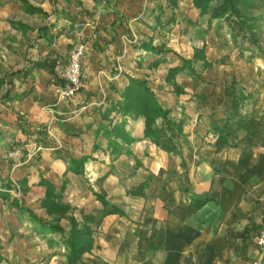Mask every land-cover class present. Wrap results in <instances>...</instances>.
Instances as JSON below:
<instances>
[{
    "label": "crops",
    "instance_id": "obj_1",
    "mask_svg": "<svg viewBox=\"0 0 264 264\" xmlns=\"http://www.w3.org/2000/svg\"><path fill=\"white\" fill-rule=\"evenodd\" d=\"M26 1L0 0V77L9 90L0 100V264H66L61 234L27 212L42 215L46 183L62 188L79 222L89 217L92 246L74 264H264L255 243L264 228V53L234 43L228 23L208 21L193 0ZM170 30L204 46L212 64L198 76L177 74L181 92L159 91L170 115L184 108L186 117L165 150L144 137L143 118L124 114L119 94L143 76L141 55L151 51L143 40ZM79 42L82 87L57 101L53 87ZM159 56L147 64L162 61L163 78L178 62ZM45 59L55 61L52 71L32 67ZM157 82L148 85L162 88ZM35 139L44 148L32 160H7L8 148L28 152Z\"/></svg>",
    "mask_w": 264,
    "mask_h": 264
},
{
    "label": "rangeland",
    "instance_id": "obj_2",
    "mask_svg": "<svg viewBox=\"0 0 264 264\" xmlns=\"http://www.w3.org/2000/svg\"><path fill=\"white\" fill-rule=\"evenodd\" d=\"M255 4L251 5V6H242L240 8H242V12L243 14H245L246 16H248L247 18H249L248 20H246V24L256 27V31L253 33L254 36L257 39V46L250 43L252 46H254L255 48L258 49L259 52L264 53V0H254ZM194 4V3H193ZM34 13H39L44 15V13H40V12H34ZM202 15H207L209 18V14L208 13H204ZM216 19V18H214ZM210 21V19L208 20ZM228 23V22H227ZM161 32V31H158ZM170 34H164V36L162 35H157L156 36V40H143V42H145L146 44L149 45V49L151 50L150 52H146L144 50L143 55V59L144 60V68L145 71L143 72V76L142 78H133L136 80H140L145 82L146 86L149 88V90L151 91V93H153L154 98L157 100V102L161 105V107L163 106L160 103V94L159 91H163V92H167V89H164V87L167 88V85H170L174 91L176 92H181L182 90L180 88H178L176 82H175V76L177 74H179L180 72H184L186 71V73H189L191 75H195L198 76V73L200 72L201 68H206L211 66V62L206 61L205 59V49L204 46H200V47H196V42L197 41H183L180 40L178 38H174V36L171 34V30L167 31ZM131 41H133L136 45L138 42H136V38L134 37ZM187 50H191L190 51V55H187L186 53L188 52ZM159 54L160 58H166V56L170 55L171 57H173L174 61L178 62V65H175L173 67H166V73L164 75V77H161V74H164L163 69L161 68L159 73L157 74V67L160 63H162V61H157L154 62L150 65L147 64V60L148 58H151L152 54ZM149 61V60H148ZM199 62H202L201 65ZM66 66V65H65ZM64 66V67H65ZM63 67V69H64ZM174 67H181L182 70H180L177 73H172L170 72V69L174 68ZM62 69V70H63ZM61 70V71H62ZM159 70V69H158ZM61 71L59 72V74L61 73ZM8 76V74H7ZM159 76V77H158ZM158 77V78H157ZM4 78L0 77V100L2 99H6L7 97H9V90H5L3 85H4ZM130 79V78H129ZM129 81V80H128ZM154 81H158L157 84L159 86H161L162 88H153L151 85L154 83ZM130 82V81H129ZM162 82V83H161ZM148 84H151L150 86ZM127 88L124 87V89L122 90V92L119 94L120 98L123 100V92L124 90ZM163 108V107H162ZM164 109V108H163ZM167 110L168 113L165 116V118L163 117H158L155 120V123L152 125L153 128H157V130L161 127L165 129H167V124L165 121H163L164 119H168L171 121V123H173L172 125V130H174V127H176L177 122H181V127H180V134L178 136L177 134V138H179L182 135V127L185 123L186 117H185V112L183 111L184 108H181V110H177V116L178 117H174L173 115H170V111L168 109H164ZM126 114V113H124ZM128 114H132L133 117H142V115L137 114L136 111L133 112H129ZM144 120V118H143ZM176 123V125H175ZM145 126V123H144ZM144 132V131H143ZM162 134H166L165 132H162ZM176 134V133H175ZM164 138V137H163ZM18 148H20L23 151V162H27L32 160L36 155L39 154V152L41 150H43L44 146L43 144H41L39 142V140L35 139L32 140V148L30 151L26 152L21 146H16ZM9 150V148H8ZM7 152V151H6ZM82 158L88 159L87 157H81L79 158L77 161H80V159L82 160ZM11 164H13L14 162H12L11 160L7 159ZM85 160H82V162H84ZM18 164V163H17ZM20 164V163H19ZM79 169L77 172L80 171V169L83 168V164L79 163ZM52 190H54L57 194H60L61 196V200L59 201L60 204L62 205H66L68 206V208L66 210H61L55 207H51V210H47L45 208V206L43 205V202L45 200V196L47 194V187L45 185V192H44V196L40 199L39 201V206L43 209V213L42 215H39L33 211V209H28L27 208V212H28V216L29 218L34 222L37 223V221L33 218H31L32 215L36 216L37 218H40L41 220L45 221V222H49L51 224H57L62 228V232H54V233H59L61 234V237H67L70 233V230H72L74 227L78 230V231H89L91 233L90 237L92 238V230L89 228V226L87 225L86 221L89 219V217L85 216L83 218L82 222H79L77 220V218L73 215V208L70 206V204L66 203L63 201V195H62V188H60L59 190H56L52 185ZM15 191H11V194H15V196L17 197V199L13 200V203L16 204V208H19V206L21 207L23 205V200L21 195H19V189L17 186H14ZM14 192V193H13ZM20 202V205L18 204ZM38 224V223H37ZM39 225V224H38ZM45 227V226H43ZM66 227H68V230L66 232ZM45 229L51 233V231L48 230V226L45 227ZM62 241V239H61ZM89 246V245H88ZM92 246V243L89 246V249L87 251L90 250ZM86 252V251H85Z\"/></svg>",
    "mask_w": 264,
    "mask_h": 264
},
{
    "label": "trees",
    "instance_id": "obj_3",
    "mask_svg": "<svg viewBox=\"0 0 264 264\" xmlns=\"http://www.w3.org/2000/svg\"><path fill=\"white\" fill-rule=\"evenodd\" d=\"M24 4L28 5L26 0H21ZM194 6L200 10L201 14L208 13L209 19H224L228 22L229 28L232 32V39L234 43L238 42V37L242 40H247L248 42L257 46L258 42L254 36L256 27L247 25L245 22L249 18L242 12V6H251L255 4L254 0H193ZM33 12H40L42 10L39 8H31ZM55 66V61L51 59H45L43 61L32 62L33 68H48L53 70ZM182 70L181 67H174L170 69V72L177 73ZM21 71L12 72V74L20 73ZM26 73V71H25ZM127 88L124 90L123 94V112L129 113L136 111L137 114L142 115L144 118V137L150 138L157 146L165 149L171 150L177 145V134H180L181 122H177L176 127L172 130V125L170 120L164 119L163 121L167 124V129L164 130L163 127L153 128L152 125L158 117H163L167 115L168 111L164 110L161 105L154 98L153 93L146 86L145 82L136 80L133 78L129 79ZM165 132L166 134H162ZM176 133V134H175ZM164 137V138H163ZM85 160V158H82ZM82 160L78 163H83ZM74 162V161H73ZM72 162V163H73ZM79 168H75L77 172ZM81 171V170H80ZM44 183V182H43ZM47 194L43 205L47 210H51V207H55L61 210H66L68 206L60 204L61 195L57 194L50 184L46 183ZM31 218L35 219L37 223L41 226H48V230L51 233L62 232V228L57 224H51L45 222L40 218L32 215ZM91 233L89 231H78L75 227L70 230L69 235L62 237V243L67 248L66 253V264H74L80 260L82 253L89 249L92 243ZM89 245V246H88Z\"/></svg>",
    "mask_w": 264,
    "mask_h": 264
},
{
    "label": "built area",
    "instance_id": "obj_4",
    "mask_svg": "<svg viewBox=\"0 0 264 264\" xmlns=\"http://www.w3.org/2000/svg\"><path fill=\"white\" fill-rule=\"evenodd\" d=\"M85 51L83 43L74 44L68 53V63L59 74V82L53 87V94L57 101L71 100L82 87L85 73L81 66V60ZM7 159L14 163L23 162V151L11 146L6 152ZM255 243L264 254V228L256 236Z\"/></svg>",
    "mask_w": 264,
    "mask_h": 264
}]
</instances>
